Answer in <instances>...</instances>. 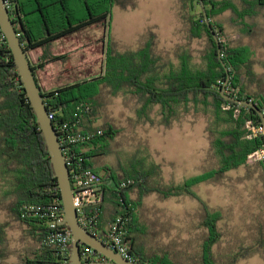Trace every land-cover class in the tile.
<instances>
[{
  "label": "trees",
  "instance_id": "obj_1",
  "mask_svg": "<svg viewBox=\"0 0 264 264\" xmlns=\"http://www.w3.org/2000/svg\"><path fill=\"white\" fill-rule=\"evenodd\" d=\"M10 10L16 30L26 49L38 85L42 90L49 112H56L55 124L74 121L81 118L84 131L102 129L103 135L78 148L85 150L90 157L89 168L99 173L97 159L105 155L112 141H115L120 129L111 123L98 125L95 116L104 107V92L111 96H130L136 100V122L138 125L163 126L172 128L181 122L185 114L203 113L213 116L209 127L211 155L216 165L203 175L186 180L183 184L158 185L154 178L158 176L159 165L149 170H134L123 175L113 172L109 167L101 168L103 176L101 200L85 209V214L97 215L96 236L102 227L105 212L115 210V215L127 219L129 251L137 264H174L165 255L147 249L140 243V237L146 234L138 216L140 200L132 199L137 190L140 199L143 195L157 194L162 199L190 196L200 201L194 187L200 183H224L230 171L241 167L254 166L264 172V159L259 156L264 152V134L259 130L263 122L252 108L226 100L222 95L227 80L225 93L240 100L251 101L264 112V78H257L253 60L246 47L232 45L230 40L222 38V28L214 17L227 10L234 11L243 20L245 33H252V24L248 21L255 17V0H241L242 12L238 13L231 0H203L210 23L218 34L222 57L204 16L194 13L196 0H190V39L207 38V47L199 53V60L192 50L177 54V60L158 51V34L150 29L140 40L137 49L118 53L111 46L110 24L116 6L127 9L136 7L134 0L127 4L122 0H12ZM260 1L264 6V0ZM200 4V0L197 1ZM202 10V7H201ZM248 21V22H246ZM104 28L106 34L105 64L102 72L69 83L54 91L45 92L39 84L38 69L63 57L49 52L53 42L68 38L90 27ZM43 50L39 57L40 64L33 63L30 53ZM48 50V51H47ZM248 53V54H247ZM225 62V66L222 64ZM257 85L258 91H251ZM90 109V112H88ZM158 109L157 119L152 115ZM0 170L10 184L8 197L10 211L20 225L40 231L39 243L41 255L25 259V264H63L55 249L44 244L48 233L46 221L40 218L22 219L20 209L24 204L47 205L62 202L58 181L55 178L49 152L46 148L37 117L27 98L25 88L19 77L12 53L0 28ZM133 181L127 187L121 184ZM112 182L113 187H109ZM203 227L207 235L202 243V255L198 264H236L240 258L254 253L264 258V223L256 236V245L252 252L242 253L240 258L220 263L213 252V247L221 240L222 232L218 226L223 219L222 212L211 210L201 202ZM106 206V207H105ZM104 209L103 217L99 212ZM264 222V221H263ZM68 228L67 226H64ZM3 252L0 250V258ZM98 257V258H97ZM105 259L98 252L94 258L85 260L94 262Z\"/></svg>",
  "mask_w": 264,
  "mask_h": 264
},
{
  "label": "rangeland",
  "instance_id": "obj_2",
  "mask_svg": "<svg viewBox=\"0 0 264 264\" xmlns=\"http://www.w3.org/2000/svg\"><path fill=\"white\" fill-rule=\"evenodd\" d=\"M122 1L125 4L129 2ZM134 1L136 7L122 9L116 6L113 11L111 46L118 53L137 49L142 36L152 29L158 34V51L162 55L177 60L179 52L192 50L197 52L195 57L199 60V53L207 47V38L190 39L191 12L187 6L190 0ZM197 1L194 13L199 16L202 10L201 3ZM218 18L216 20L214 17V21L224 25L221 34L224 41L230 33L232 37L242 36L229 20L221 16ZM248 21L253 23L250 19ZM105 33L102 26L90 27L53 42L49 52L63 58L50 63L51 73L47 78L39 75L41 87L46 91L45 80L55 83L58 78L59 87L102 72L107 46ZM40 52H31L33 63L42 54ZM263 54L264 51L259 50L258 57L254 58L259 64L264 62ZM102 103L104 107L95 116L96 124L108 122L120 129L107 153L97 159L102 177L106 175L101 169L103 167L123 175L159 165L160 170L154 182L163 186H178L188 179L203 175L216 165L209 140V127L213 119L211 113L205 115L202 111L197 115L185 114L181 122L167 129L149 124L138 125L135 111L137 102L132 95L115 97L104 92ZM157 113L158 109L152 115L156 120ZM223 181L222 184L203 182L194 187L201 202L223 214L218 224L223 233L222 238L213 247L218 263L240 258L242 253L252 251L260 223L264 221V172L261 169L257 168L251 175L242 169L230 171ZM112 184L109 182V185ZM9 189L7 177H3L0 170V249L4 251L0 264H22L19 254L24 253L28 233L11 216ZM131 197L135 201L140 200L141 204L138 216L146 231L140 237L142 245L168 256L174 264L200 262L207 230L202 225L203 211L199 200L186 195L162 199L157 194L143 195L140 199L137 190L133 191ZM240 264H264V260L254 256Z\"/></svg>",
  "mask_w": 264,
  "mask_h": 264
},
{
  "label": "built area",
  "instance_id": "obj_3",
  "mask_svg": "<svg viewBox=\"0 0 264 264\" xmlns=\"http://www.w3.org/2000/svg\"><path fill=\"white\" fill-rule=\"evenodd\" d=\"M5 1L9 11L12 10L13 1ZM88 112H90V109H88ZM49 118L53 121L54 128L59 136L60 146L70 171L73 201L79 215V221L85 229L96 235L97 215L85 214V209L91 204L99 203V200H101L100 192L102 191L103 178L99 173L88 167L87 163L90 162V157L85 150L79 151L78 148L102 136L103 130H82L80 117H77L74 121L59 124L54 123L56 112H49ZM259 132L264 134L263 126ZM260 158L264 159V152L260 154ZM132 183L134 182L131 180L123 182L121 187L125 188ZM20 214L22 219L40 218L46 221L48 233L44 244L57 251V255L60 256L63 264H69L72 236L69 228L61 225L64 218L63 203L54 202L47 205L24 204L20 209ZM126 235L127 219L122 215H117L109 224L106 236L108 245L123 257L135 262L129 251ZM96 252L92 247L83 245L81 247L82 260L86 262L85 260L94 258ZM100 261H107V258L105 257V259Z\"/></svg>",
  "mask_w": 264,
  "mask_h": 264
},
{
  "label": "water",
  "instance_id": "obj_4",
  "mask_svg": "<svg viewBox=\"0 0 264 264\" xmlns=\"http://www.w3.org/2000/svg\"><path fill=\"white\" fill-rule=\"evenodd\" d=\"M204 20L209 27L214 40L217 43L220 57H222L221 44L218 34L211 26L208 12L203 0H200ZM0 28L5 36L8 47L11 50L19 77L24 85L27 98L31 104L33 112L44 138L46 148L50 155L55 178L61 192L64 207V218L61 225L69 228L72 236V247L69 264H137L123 257L120 253L113 250L106 242L85 229L80 221L77 209L73 201V192L70 182V171L59 142V136L54 128L53 121L49 118V110L44 101L42 90L38 85L35 71L32 68L28 53L22 44V40L17 33L16 24L13 22L5 0H0ZM225 66V62L222 60ZM227 80L221 95L228 101L248 106L254 109L262 119L264 127V112L251 101L236 99L225 93ZM114 186V185H112ZM88 245L95 251L107 258V261L84 262L81 257V247Z\"/></svg>",
  "mask_w": 264,
  "mask_h": 264
},
{
  "label": "crops",
  "instance_id": "obj_5",
  "mask_svg": "<svg viewBox=\"0 0 264 264\" xmlns=\"http://www.w3.org/2000/svg\"><path fill=\"white\" fill-rule=\"evenodd\" d=\"M217 1H224V0H217ZM231 1L236 5V7L238 9V13L242 12L241 0H231ZM254 9H255V13H254L255 17H254L253 20H251V21H253V23H252V25H253L252 26V33H248V34L245 33V34H247V36H245V34L242 32V31H244L243 22L245 20H243V18H241L239 15H237L234 11L227 10L224 13H221V14L215 16V18L217 20V19H219L218 18L219 16L225 17L227 20L230 21V24H232L236 28V31H238V32H240L242 34L241 37H236V36L232 37V33L227 34V36H228L227 40H230V43L232 45L233 44L234 45H240L242 47H246L247 48V52L249 53V56H250L251 60H253L254 67H255L254 70H255V72L257 73V76H258L257 78H261V77L264 78V62H261V64H259L258 61L256 62V59H254V58L258 57L259 50H261V52L264 51L263 50L264 49V6L261 5L260 1L255 0ZM246 22H248V21H246ZM220 26H221L222 30L224 31V29H225L224 25H222V23H221ZM231 32H234V31H231ZM246 37H251V38L248 39ZM36 51H38V52L42 51L43 52V50H41V49H38ZM36 51H32V52H36ZM42 52H40V53H42ZM30 57H31V53H30ZM40 63L41 62H40L39 57H38L35 65L39 66ZM49 64L50 63H48L43 69H38L37 70L38 76L41 74V78H43L45 76L47 78V75L51 73L50 67L52 66L51 64L50 65ZM49 78H51V77H49ZM57 79L58 78L55 79V83L51 82V81L47 82V80L44 81V79H43L42 81H44V84L47 86L45 88L46 91L45 90L44 91L45 92H50V91H54V90H56V89H58L60 87H63L61 85L59 87H57V84H58V80ZM48 83H53V84H52V86H48L47 85ZM39 84L41 85V80H39ZM250 88H251V91H255V92L258 91L257 85H255V86L252 85ZM239 169L246 170L248 175L249 174L251 175V174H253L254 170H256L257 168L254 167V166H251L249 168L241 167ZM109 187H113V186L109 185ZM104 209L105 208H103V210L101 212H99L100 217H103ZM114 209H112L111 212H108V213L105 212L104 217H103V224L104 225L97 230L98 234L100 236H102L103 238H106L108 230H109V224L117 216V215L114 214L115 213ZM262 223H264V222H262ZM21 226L28 233L27 238H26V242H25L26 245L24 246V249H23L24 253L19 254L21 256L22 264H25V259H27L28 257L34 258V257H37V256L41 255V246H40V243H39L40 231L38 230V228L37 229H33V228L29 227V226H24V225H21ZM260 228L261 227L259 226V231H260ZM254 245H256V242H255ZM2 252L4 253V251H2ZM250 252H252V251H250ZM254 256H259L261 259L264 260V258L260 254L254 253V254H252V255H250L248 257L240 258L239 261L236 264H240L241 262L247 261V260L251 259Z\"/></svg>",
  "mask_w": 264,
  "mask_h": 264
}]
</instances>
